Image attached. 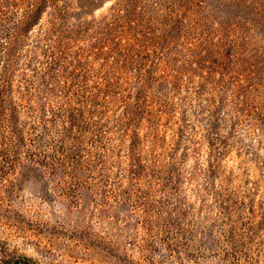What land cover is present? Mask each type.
I'll list each match as a JSON object with an SVG mask.
<instances>
[{"label":"rangeland","instance_id":"1","mask_svg":"<svg viewBox=\"0 0 264 264\" xmlns=\"http://www.w3.org/2000/svg\"><path fill=\"white\" fill-rule=\"evenodd\" d=\"M0 264H264V0H0Z\"/></svg>","mask_w":264,"mask_h":264},{"label":"trees","instance_id":"2","mask_svg":"<svg viewBox=\"0 0 264 264\" xmlns=\"http://www.w3.org/2000/svg\"><path fill=\"white\" fill-rule=\"evenodd\" d=\"M3 87L2 86H0V89H2ZM2 95H3V93H2V91L0 90V98L2 97Z\"/></svg>","mask_w":264,"mask_h":264}]
</instances>
